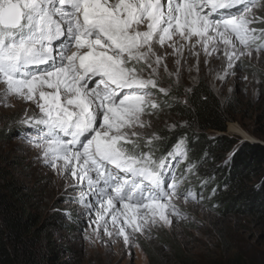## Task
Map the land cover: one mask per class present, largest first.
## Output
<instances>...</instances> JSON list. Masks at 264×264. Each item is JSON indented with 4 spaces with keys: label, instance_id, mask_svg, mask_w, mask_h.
Here are the masks:
<instances>
[{
    "label": "snow or ice",
    "instance_id": "6c2138e0",
    "mask_svg": "<svg viewBox=\"0 0 264 264\" xmlns=\"http://www.w3.org/2000/svg\"><path fill=\"white\" fill-rule=\"evenodd\" d=\"M255 7L254 0H0V85L38 109L24 110L16 138L64 181L65 216L84 240L102 241V230L130 247L136 233L171 228L182 216L175 159L157 163L149 135L167 49L183 47L174 37L190 50L199 45L206 64L220 60L223 81L258 39Z\"/></svg>",
    "mask_w": 264,
    "mask_h": 264
},
{
    "label": "rangeland",
    "instance_id": "374dc122",
    "mask_svg": "<svg viewBox=\"0 0 264 264\" xmlns=\"http://www.w3.org/2000/svg\"><path fill=\"white\" fill-rule=\"evenodd\" d=\"M254 3L255 22L251 27L257 29L258 39L252 46L251 55L246 53L236 62L235 75H227L223 81L220 76L224 73L219 71L220 60L215 55L208 58L206 64L204 51L199 45L190 50L189 41L174 37L177 46L182 43L183 47L179 51L167 49L170 53L166 57L169 71L161 69L159 77L165 91L153 90L160 108L149 129L152 146L159 138L156 133L158 127L171 125L176 120L163 109L165 98L173 89L181 93L188 91L199 80L208 83L228 110L229 120L226 130L221 134L235 140L236 147L247 141L264 145V35L260 34V30L264 29V0H254ZM230 88L232 91H229ZM28 108L35 109V105L6 93L3 85H0V167L7 179L15 181L22 192L32 195L27 207L41 217L42 224H47L40 245L41 254L51 257H45L46 264H150L144 247L153 252L154 263L178 264L174 260L173 246L181 249L183 256L190 259L192 264L213 260L230 264L234 259L264 263V217L222 207L210 194L212 189L208 185L213 178L207 182L199 179L197 171L204 167L203 162L194 170V164L187 158L182 142L156 157L157 163L160 159H175L174 172L179 192L176 204L182 216L173 217L174 226L136 233L130 247L124 244L122 237L112 242L102 230V241L84 240L78 234L77 224L65 216L64 209L68 205L64 203V181L37 160V152L33 147L16 138V122ZM229 123L240 134L229 130ZM207 133L212 137L220 132ZM143 142L147 144L148 138L145 137ZM154 147V154H159V145ZM233 152H228L227 159L220 163L228 164ZM169 153L173 156L170 157ZM263 182L264 164H261L245 177L239 189L260 188ZM221 188L229 189L226 184ZM163 239H168L169 244H160Z\"/></svg>",
    "mask_w": 264,
    "mask_h": 264
},
{
    "label": "trees",
    "instance_id": "16d2710c",
    "mask_svg": "<svg viewBox=\"0 0 264 264\" xmlns=\"http://www.w3.org/2000/svg\"><path fill=\"white\" fill-rule=\"evenodd\" d=\"M169 96L162 107L176 120L171 125L158 127L159 138L153 146L158 144L161 149L157 152H161L155 157L182 142L194 170L203 162L204 167L197 171L199 179L207 182L213 178L208 185L212 189L210 194L222 207L264 217V182L260 188L239 189L245 177L264 164V145L247 141L236 147L235 140L221 134L229 120L228 110L206 81L199 80L184 93L173 89ZM208 131L220 133L210 137ZM230 151L234 152L229 163H220L227 159L226 154ZM224 184L229 189L223 190ZM31 198L32 195L22 192L15 181L7 179L0 167V264H46L45 257L51 258L40 252L47 224H42L41 217L27 207ZM160 244H169L168 239H163ZM144 251L150 264H156L151 249L144 247ZM173 255L178 264H192L181 249L174 246ZM201 264L225 263L213 260ZM230 264L264 263L234 259Z\"/></svg>",
    "mask_w": 264,
    "mask_h": 264
},
{
    "label": "bare ground",
    "instance_id": "6f19581e",
    "mask_svg": "<svg viewBox=\"0 0 264 264\" xmlns=\"http://www.w3.org/2000/svg\"><path fill=\"white\" fill-rule=\"evenodd\" d=\"M228 129L240 134V131L234 128V126L230 123L228 124Z\"/></svg>",
    "mask_w": 264,
    "mask_h": 264
}]
</instances>
